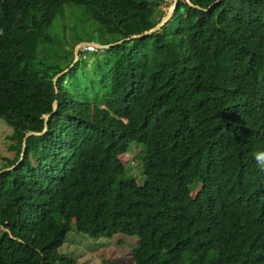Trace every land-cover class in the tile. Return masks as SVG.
Instances as JSON below:
<instances>
[{"label": "trees", "instance_id": "obj_1", "mask_svg": "<svg viewBox=\"0 0 264 264\" xmlns=\"http://www.w3.org/2000/svg\"><path fill=\"white\" fill-rule=\"evenodd\" d=\"M164 1L0 0V264H83L72 225L136 236L132 264H264V0H177L131 37Z\"/></svg>", "mask_w": 264, "mask_h": 264}, {"label": "rangeland", "instance_id": "obj_2", "mask_svg": "<svg viewBox=\"0 0 264 264\" xmlns=\"http://www.w3.org/2000/svg\"><path fill=\"white\" fill-rule=\"evenodd\" d=\"M157 5L165 16L170 12L169 2ZM91 34L87 35L89 37ZM86 36V37H87ZM97 47L100 46L95 42ZM81 50V49H80ZM13 126L0 117V165L6 157H11L14 150L9 146L14 139L11 137ZM138 147L131 146L119 157L127 170L134 174L137 181L141 180V159L136 157ZM137 237L124 233H116L111 237H93L77 230L74 225L67 231L63 243L58 248L64 256L71 257L83 264H132L131 250L136 246Z\"/></svg>", "mask_w": 264, "mask_h": 264}, {"label": "water", "instance_id": "obj_3", "mask_svg": "<svg viewBox=\"0 0 264 264\" xmlns=\"http://www.w3.org/2000/svg\"><path fill=\"white\" fill-rule=\"evenodd\" d=\"M187 1H188L189 3H191L190 0H187ZM176 2H177V0H176ZM176 2L174 3V5H173V7H172V9H171V12L169 13L168 16H165V15L163 14L162 17H161V19H160V20H159L154 26H152V27L149 28L148 30H145V31H143V32H141V33L133 34L131 37H133V36H138V35H142V34H145V33H149V32H152V31H154V30L160 28V27L164 24V22H165L167 19H169V18L171 17V15H172V13H173V10H174V8H175ZM191 4H192V3H191ZM122 39H124V38H122ZM122 39H120V40H118V41H115V42H119V41H121ZM84 42H85V41L82 40V41H79V42L75 45V47H74V54H75V58H74V60H76V59L78 58V52H79V49L83 46ZM115 42L107 43V44H101V43H98V44H99L100 46H109V45H111V44H113V43H115ZM66 69H67V68L63 69L61 72H59L57 75H55L54 78H53V80L56 81L57 76H58L59 74H61L63 71H65ZM56 107H57V103H56V101H54V102H53V111L55 110ZM51 113H52V112L48 113V114L45 116V119H47V117H48ZM46 128H47V126L44 125V128H43L42 131L29 130V131H27V132L25 133V135H24L23 138H25L27 135H29V134H31V133H41V132L45 131ZM24 152H25V141L23 140V142H22V149H21V157L24 155ZM21 157H20V158H21ZM11 167H13V165H11V166H9V167H6V168H4V169L11 168ZM2 170H3V169H1L0 171H2Z\"/></svg>", "mask_w": 264, "mask_h": 264}, {"label": "clouds", "instance_id": "obj_4", "mask_svg": "<svg viewBox=\"0 0 264 264\" xmlns=\"http://www.w3.org/2000/svg\"><path fill=\"white\" fill-rule=\"evenodd\" d=\"M84 41L85 42H90V41H93V40H90V41L89 40H84ZM94 42H96V41H94ZM253 158L255 159V161H256V163H257V165L259 167L264 168V151H260V152L254 153V157Z\"/></svg>", "mask_w": 264, "mask_h": 264}, {"label": "built area", "instance_id": "obj_5", "mask_svg": "<svg viewBox=\"0 0 264 264\" xmlns=\"http://www.w3.org/2000/svg\"><path fill=\"white\" fill-rule=\"evenodd\" d=\"M97 47V44L94 41L85 42L81 47L82 50H93Z\"/></svg>", "mask_w": 264, "mask_h": 264}, {"label": "bare ground", "instance_id": "obj_6", "mask_svg": "<svg viewBox=\"0 0 264 264\" xmlns=\"http://www.w3.org/2000/svg\"><path fill=\"white\" fill-rule=\"evenodd\" d=\"M175 2H176V0L174 1V3H175ZM174 3H173L172 6L170 7V9H172ZM170 12H171V10H170ZM170 12H169V13H170ZM169 13H168V15H169ZM168 15H167V16H168Z\"/></svg>", "mask_w": 264, "mask_h": 264}]
</instances>
